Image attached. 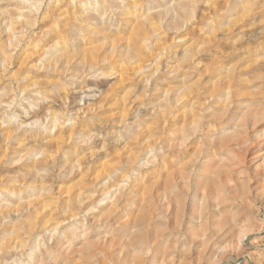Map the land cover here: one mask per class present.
Segmentation results:
<instances>
[{
	"label": "rangeland",
	"instance_id": "rangeland-1",
	"mask_svg": "<svg viewBox=\"0 0 264 264\" xmlns=\"http://www.w3.org/2000/svg\"><path fill=\"white\" fill-rule=\"evenodd\" d=\"M78 1L0 0V100L14 99L0 109V122L11 119L16 127V115L24 114V122L43 124L47 102L33 94L28 107L19 88L34 80L47 85L39 91L63 118L80 108L79 120L86 121L58 147L53 133L43 129L30 139L23 127L30 158L41 159L42 150L50 155L27 175L20 170L30 162L26 150L18 161L19 153L10 161L8 150H0V264H264V0H106V12ZM137 22L154 29L134 48ZM85 26L105 28L104 34L87 33ZM61 47L75 52L74 78L36 68ZM94 54L105 60L90 68L85 57ZM175 67L200 92L232 83L231 99L261 113L245 122L236 114L228 124L223 136L237 135L230 143L237 139L240 146L215 164L223 161L230 179L219 185L207 172L210 189L204 188L211 192L202 197L201 188L195 218L189 224L185 215L181 225L167 216L159 188V87ZM224 156L233 159L230 166ZM177 157L178 165L187 160ZM141 233L156 236V250L131 245Z\"/></svg>",
	"mask_w": 264,
	"mask_h": 264
},
{
	"label": "bare ground",
	"instance_id": "bare-ground-1",
	"mask_svg": "<svg viewBox=\"0 0 264 264\" xmlns=\"http://www.w3.org/2000/svg\"><path fill=\"white\" fill-rule=\"evenodd\" d=\"M91 3L92 2L90 0H81L79 2V5L80 6L82 5L83 7L85 6L84 8L86 7L88 8L92 6L94 7L95 11H100V9L104 10V8H106L105 6H108L107 5L108 2L106 0H102L100 2H98V0L97 1L94 0L93 5ZM27 4L30 7L36 5L35 2H29ZM101 12L99 13L101 14ZM87 28H86L87 33H95V32L98 33L100 31L101 33H103V31L105 30V28H103L102 30L95 29V28H88V29ZM153 29L154 27L152 23L150 22L146 24L143 22H137L136 25L134 26L135 34H134V40L132 41L133 47L137 48V47L142 46V40L148 41L149 35H147V37H143V35H145V33L147 32L150 33V31H153ZM86 31L84 30V32ZM56 37H57V34H56ZM103 38H105V35H103ZM105 41L107 42V39ZM110 42L111 41H109L108 43ZM126 47L129 48L130 47L129 44H126ZM110 48L115 49L114 43H110ZM73 52L74 51L66 50L65 47H61L58 49L56 53L52 52L48 56L49 58L48 60L46 59L47 61L45 62V64L42 65L39 62L41 65L39 67L37 65L36 68H38L41 72L47 71L48 73L52 75L61 74L63 76H67V72L69 71L70 73H72V77L74 78L75 77V75H73L74 69L72 68L73 69L72 70L70 66L71 64L70 60H72L71 57L73 56L72 54ZM86 55H87V50H86ZM104 60L105 59H102V58L98 59L97 54L88 55L85 57V61L89 65L90 68L94 67L98 63V61H104ZM177 69H178L177 67L170 69L171 71L167 72L166 73L167 75H164L165 77L163 79L164 81H162L163 83L162 82L160 83V87H159L160 96H161V109H162L160 112V119L162 122L161 133L163 134L160 140V150H159L161 153L160 154L161 160H160V172H159L160 173L159 174V177H160L159 188H160L161 200L164 202V209H166V212L167 210H169L167 212L168 213L167 216L169 217L170 220H172L171 219L172 215L175 218L179 217L180 225H181L182 223L181 221L183 220L185 215H188L189 217V220L187 221L189 224L191 223L192 219L195 218L193 214L194 207L192 205H193V202H195V200L197 199V197H199V193H201L200 191H202L201 188H203L205 191V193H201L202 197H205L208 192L209 193L211 192L209 190L207 191L206 187L204 188L208 180V175L206 174L207 172L215 175V178L210 179L209 177L210 181L216 184L219 183V185L223 184L225 180L227 181L230 179V177L229 179L228 177H226L227 170L223 172L221 169L223 167H226L225 163L221 161L220 164L218 165L215 164L216 163L215 161L220 159L221 156L229 155L231 154V152L232 154L235 153L234 152L235 150L233 149V147H237L240 144L239 143L240 141L237 139H235V146H233L234 144L230 143L231 140H233V138L237 135H233V136L230 135L228 139L223 136L229 133V131L227 130L228 124H231V121L234 120L236 114L238 115L236 116L237 119L245 122V121H248V119H250L251 117L252 118L257 117V115L261 113H260V108L253 109L252 107V108L244 109L243 108L244 105H242L243 102L231 99L232 91H230V89L232 88V83H228L224 86H213L212 88L208 89L205 92H200L198 89H192L190 85H185L183 82L186 78V75L178 74ZM154 70L157 71V68H155ZM37 74L39 75L40 73H37ZM47 75L48 74H46L45 76ZM52 75L50 76L52 77ZM179 76H182V79H178ZM36 79L38 78L36 77ZM19 80L21 79L17 78V75H16V81H19ZM181 80H182V83H181ZM170 81L176 82L175 85L172 87L167 86L166 82H170ZM41 82H39V80L37 81L34 80L32 83L28 85L20 84L21 86L19 88H20L21 93L27 94V97L25 98V100H27L28 102V107L33 108V105H32L33 101H29L28 97H31L34 95L39 96V99L41 97L43 101L47 102V105H46L47 112L45 113V117H43L44 122H46L44 126H43L44 122L42 124L41 122H39V120H34L31 122H24L23 118L26 117V115L24 114L16 115V120L17 118H19L17 121L16 127H13L11 125V119H9L8 122H6V125L3 124L5 122L4 120L0 122V147L4 148L0 150H3L4 152L5 150H8V152L6 153L8 154V157L10 156L9 157L10 161L13 160L11 159V155L18 154V153L19 154L17 156V161L21 160L22 157L24 156L22 155V153L20 154V152L22 150H26L25 151L26 158L24 159L30 160V162L23 163L20 168L21 172L25 175L29 174L32 171L31 170L32 168L35 169L38 165H45L47 163V158L50 157V155L48 156L46 151L42 150L41 153H43V157L41 159L37 160V159L30 158L32 155V152H27L29 149V146L26 147L27 145L24 143V139L26 140V137H22V133H20L24 128L25 129L22 132L33 134L29 136L30 139L35 137L34 135L35 133H40V131L43 129L48 134L53 133L52 136L55 137L56 146L58 147V145L60 146V145L65 144L64 143L65 140L71 137V134H72L71 132H73L76 128H78V130H81L86 125V121L84 119L79 120V109L80 108L75 109L73 111L74 115L69 116L67 118H63L62 117L63 114H61L62 116L58 114L55 111V107L52 105V100L50 104H48L49 103L48 100H50V98L42 94L44 92L39 91V89H41L44 86V85L43 86L41 85L43 84V82L42 83ZM46 82L48 81L45 80L44 84ZM34 86L35 88L36 86H39V88L37 87V89H32L28 91V88L30 89ZM233 93L237 95L238 92L233 91ZM13 100L14 99L10 100V98L0 100V109L1 108L5 109V108L10 107L11 101ZM73 100H71V102ZM212 104H220V105L217 107L216 110H214V109H211ZM186 107H188V110H186ZM23 110H25V108H23ZM26 111L30 112V109H27ZM67 111H69V109ZM75 120H78V122ZM66 121L67 122L73 121L71 124V127L67 129L64 128V123ZM74 123H76L77 125L76 124L74 125ZM33 125H35L34 128H33ZM42 126L43 128H41ZM220 133L222 136L219 135ZM4 145L6 146L4 147ZM239 153L240 152L236 154H239ZM182 154L183 156H187V160L183 162L182 165H178L177 163L179 162V158L177 156L182 155ZM236 154L232 155L231 157L237 156ZM169 156L174 157V160L168 161ZM225 157L226 156H224L223 160L226 159ZM241 158L242 157H240V159ZM232 160L230 156H227V161L225 160L227 162L226 165L230 166ZM148 162L149 161L146 160L144 164H148ZM229 168H228V171L231 169ZM105 178L107 180L106 182H103L104 184L109 182L110 175H107ZM207 187L209 188L208 185ZM225 204H223L224 208L228 206ZM78 214L79 213H76V214H73L72 216L74 215L77 216ZM210 215H209V218H210ZM169 223H172V222H169ZM140 226L143 227L141 223L134 225V227L136 228ZM168 226L170 227L171 225L169 224ZM17 243H14L13 246L10 244L9 247L12 246V248H16L18 245ZM131 245L136 249L145 250L146 252L156 250V247H157L156 236L152 234L141 233L137 238L132 240ZM35 248L36 247H31L32 250L26 253V255L31 257L34 253L33 249Z\"/></svg>",
	"mask_w": 264,
	"mask_h": 264
}]
</instances>
